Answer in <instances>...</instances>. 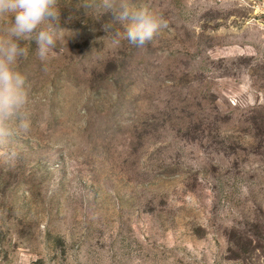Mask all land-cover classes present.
Masks as SVG:
<instances>
[{
	"label": "rangeland",
	"instance_id": "1",
	"mask_svg": "<svg viewBox=\"0 0 264 264\" xmlns=\"http://www.w3.org/2000/svg\"><path fill=\"white\" fill-rule=\"evenodd\" d=\"M94 3L59 0L47 73L23 42L0 264H264V0H131L143 49Z\"/></svg>",
	"mask_w": 264,
	"mask_h": 264
},
{
	"label": "clouds",
	"instance_id": "2",
	"mask_svg": "<svg viewBox=\"0 0 264 264\" xmlns=\"http://www.w3.org/2000/svg\"><path fill=\"white\" fill-rule=\"evenodd\" d=\"M91 6L112 13L124 26L112 41L117 46L127 40L143 49L167 27L159 16L131 0H98ZM65 31L60 27L59 0H0V163L4 165L11 166L16 157L9 148L13 139L30 129L27 80L18 70L29 51L23 42H35L36 55L47 73V62L63 50Z\"/></svg>",
	"mask_w": 264,
	"mask_h": 264
}]
</instances>
